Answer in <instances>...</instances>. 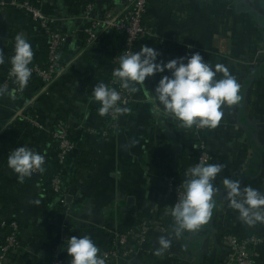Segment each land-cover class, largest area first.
I'll return each mask as SVG.
<instances>
[{
  "label": "crops",
  "instance_id": "crops-1",
  "mask_svg": "<svg viewBox=\"0 0 264 264\" xmlns=\"http://www.w3.org/2000/svg\"><path fill=\"white\" fill-rule=\"evenodd\" d=\"M42 0L44 13L56 22V30L67 36L63 50L64 71L45 92H38L34 76L24 88L25 99L4 95L0 106V242L7 234L4 224L20 225L21 252L4 264H49L63 236L88 235L101 244L107 231L125 229L143 218L163 227L170 199L166 177L177 175L181 165L198 155L205 146L213 164L223 166L213 182L218 190L209 222L193 232L175 236V230L149 236L154 254L134 264H228V234L238 237L264 236V224L248 226L229 207L224 180H239L264 194V0H150L146 25L150 35L160 39L154 47L159 60L185 57L199 52L212 65L228 69L240 84L241 101L224 106L216 128L197 132L183 127L174 117L153 107L145 90L154 91L162 75L146 79L145 87L135 85L134 102L121 113L120 124L108 137V118L99 114L100 104L93 88L107 84L108 56L119 51L118 35L103 37L86 47L84 28L89 17L100 18L108 10L122 9L128 0ZM22 34L41 59L47 40L40 25L14 7H0V85L6 80L14 54V38ZM141 42L135 48L139 51ZM217 73V79L222 78ZM34 96L32 105L26 101ZM25 106V107H23ZM23 107V108H22ZM27 119L37 120L43 131L32 128ZM68 125L75 148L62 168L63 191L68 208L50 188L58 170L57 144L51 136L59 122ZM25 146L47 159L43 173L23 182L7 166V157ZM39 200V205L31 201ZM171 240L167 250L160 237ZM158 252V253H156ZM63 256H68L63 246ZM254 264H264V249L252 251ZM165 257V259H164Z\"/></svg>",
  "mask_w": 264,
  "mask_h": 264
},
{
  "label": "clouds",
  "instance_id": "clouds-1",
  "mask_svg": "<svg viewBox=\"0 0 264 264\" xmlns=\"http://www.w3.org/2000/svg\"><path fill=\"white\" fill-rule=\"evenodd\" d=\"M160 53L153 47L142 46L139 51H124L119 55V66L113 70L114 83L120 88L135 93V85H143L148 78L156 74L162 75L154 91L145 90L152 99L153 107L164 116L174 117L183 127L216 128L221 122L224 106H236L241 101L240 84L228 69L217 65L213 70L199 52L185 57L171 59L167 62L159 60ZM34 50L30 42L22 34L14 38V54L8 58L10 77L23 90L32 76ZM6 62L0 50V65ZM217 73L222 78L217 79ZM17 89H9L0 85V96L7 95L15 99ZM92 96L100 104L99 114L112 112L123 113L129 109L120 107L121 93L116 88L100 83L92 90ZM45 156L28 147L20 146L11 151L7 157V166L20 182L30 178L34 173L45 171ZM220 164L200 163L191 167L186 173L188 178L183 182V195L174 204L171 215L175 222V236L184 232H193L206 225L212 217L216 205L218 190L214 181L222 173ZM224 189L229 207L236 210L239 218L248 226L264 224V194L247 186L241 187L239 180H224ZM39 205L40 201H31ZM160 248L167 250L171 240L160 237ZM70 257V264H106L105 254L88 235L70 236L65 244Z\"/></svg>",
  "mask_w": 264,
  "mask_h": 264
},
{
  "label": "built area",
  "instance_id": "built-area-1",
  "mask_svg": "<svg viewBox=\"0 0 264 264\" xmlns=\"http://www.w3.org/2000/svg\"><path fill=\"white\" fill-rule=\"evenodd\" d=\"M150 0H128L126 5L119 10H108L100 18L89 17V24L84 28L87 45L89 48L100 42L107 33L116 35L124 34L126 36L124 51L132 52L135 43L146 35H150V29L143 22L146 18ZM14 7L26 13L33 21L37 22L47 40L48 59L45 66L32 65V76H35L41 83V91L45 92L58 76L64 71L65 65L61 63L62 53L67 43V36L56 30V22L48 17L42 8V0H0V7ZM94 2L90 1L87 5L88 14L94 9ZM123 51V52H124ZM114 68L119 66V56L114 58ZM111 71V74L113 73ZM10 68L6 75V84L11 89H16L18 85L9 75ZM170 75V74H168ZM110 87L116 88L121 93L120 107H128L134 102L133 93L120 88L118 82L114 83L112 75L109 83ZM10 89V90H11ZM17 92V91H16ZM109 124L108 129L103 131L102 136L108 137L112 130H116L120 124L121 113L112 112L106 115ZM29 124H33L40 129H44L35 120H28ZM197 132L207 129V127H196ZM51 136L58 141V149L56 154V162L58 171L53 175L50 181L51 191L60 196V203L64 208H68V196L63 191L62 168L68 159L69 154L74 149V144L70 139L69 127L63 122H59L55 129L51 130ZM213 157L206 151L205 146L201 145L198 152L197 162L191 166L194 167L200 163L213 164ZM47 159L45 158V164ZM190 167V168H191ZM190 168H183L177 175L167 176V196H174L175 202L182 197L184 189L183 182L188 178ZM173 204V206H174ZM171 210L167 212V216L171 215ZM7 234L0 242V264L11 256L21 252L22 246L20 241V225L16 221H10L4 224ZM164 227L153 226L152 223L143 218L136 224L122 229L117 227L107 231L106 247L96 244L101 253L105 254L106 264H132L141 255H152L155 251L149 246V236L154 232L164 233ZM68 237L63 236L59 245L56 247L54 254L51 256L49 264H70V257L63 256L61 250ZM224 240L229 246V263L228 264H254L251 253V247L262 246L264 241L261 237L252 235L247 238H240L236 235L228 234Z\"/></svg>",
  "mask_w": 264,
  "mask_h": 264
},
{
  "label": "trees",
  "instance_id": "trees-1",
  "mask_svg": "<svg viewBox=\"0 0 264 264\" xmlns=\"http://www.w3.org/2000/svg\"><path fill=\"white\" fill-rule=\"evenodd\" d=\"M90 1H92V0H89L88 1V3L86 4V7H87V5L89 4ZM143 22L146 23V18H144ZM111 34H113V33H111ZM108 35H110V34L107 33L105 36H108ZM84 38H85V43L87 44L86 36ZM117 39H119V51L113 50V51L110 52V54L108 56V64L110 66L109 81H110V79L112 77L111 71L113 70V68L115 66V64H114V58L118 57L120 54H123V51L125 49L124 47H125L126 36L124 34L118 35ZM139 42H141L143 44V46H148V47H153V48L156 47V46H158V45H160V43H161L160 39H158L156 37H153L151 35H146L143 38H141L140 40H138L135 43V48H136V46L138 45ZM86 47H88V45H86ZM135 48H134V51H135ZM41 55H42L41 59L40 60L39 59L33 60L32 64L30 66H32V65L45 66L46 65L47 59H48V48H47V46L45 48H43V52H42ZM63 58H64V55L62 53L61 63L63 65H66V62L64 61L65 59H63ZM166 75H168V74H166ZM30 80L33 81L32 78H30ZM109 81H108V83H109ZM34 82L37 83V84H39V88L37 90V93H38V92L41 91V83L39 81H35V80H34ZM197 160H198V155L195 156V157L190 158V161L187 162V163H185V164H183V165H181V167L186 168V169L187 168H190L191 166H193L197 162ZM183 168H181V169H183ZM168 198H170V199L167 201V203H168V205H170V208H172L173 207V204L175 202V197L174 196H168ZM168 217L169 218H167V220H166L165 224L163 225V227L166 230H168V231L169 230L170 231L171 230H175L174 218L172 216H168ZM105 239H106V237H105ZM105 244H106V242L103 240V242H101V244H99V245L104 248V247H106ZM139 258H141V257H139ZM164 259H165V257H164Z\"/></svg>",
  "mask_w": 264,
  "mask_h": 264
},
{
  "label": "rangeland",
  "instance_id": "rangeland-1",
  "mask_svg": "<svg viewBox=\"0 0 264 264\" xmlns=\"http://www.w3.org/2000/svg\"><path fill=\"white\" fill-rule=\"evenodd\" d=\"M150 29V28H149ZM134 48H135V45H134V47H133V50H132V52H134ZM10 68V67H9ZM9 70V69H8ZM35 77V76H34ZM36 78V77H35ZM37 79V78H36ZM8 83V81H6L5 80V82L2 84V85H6ZM7 86V85H6ZM8 87V86H7ZM9 89H11V87H8ZM17 89V92H16V96L19 98V99H25V96H26V94H25V90L23 89L22 91L21 90H19V88L17 87L16 88ZM41 92V91H40ZM39 94V93H38ZM3 96H0V106H1V98H2ZM33 99H34V96L33 97H31L30 99H27V100H25L26 101V103H27V105L28 106H30V105H32L31 103L33 102ZM23 107H25V106H23ZM22 107V108H23ZM28 120H33V119H27V121ZM35 121H37V120H35ZM38 122V121H37ZM62 122V121H61ZM29 123V122H28ZM32 128H35V129H37V130H39V131H43L42 129H40L39 127H37V126H35V125H33V124H29ZM67 125V124H66ZM70 132V131H69ZM53 138V137H52ZM55 142H56V144H57V149H58V141L55 139L54 140ZM74 148H75V146H74ZM57 167H58V165H57ZM58 171V170H57ZM37 173H39V172H37ZM252 235H250V236H248V237H251ZM255 236H257V235H255ZM258 237H261V239L264 241V236H258ZM240 238H242V237H240ZM243 238H247V237H243ZM149 246H151L150 245V243H149ZM256 248H261V249H264V243H262V246H259V247H251V253H252V251L254 250V249H256ZM156 253H158V252H156ZM159 254V253H158ZM141 257H146L145 255H141ZM252 257H253V255H252ZM254 260V259H253ZM137 260H134L133 262H132V264H134L135 262H136Z\"/></svg>",
  "mask_w": 264,
  "mask_h": 264
}]
</instances>
